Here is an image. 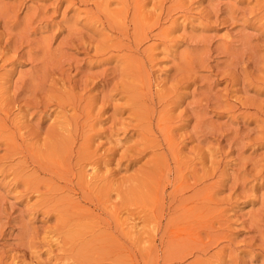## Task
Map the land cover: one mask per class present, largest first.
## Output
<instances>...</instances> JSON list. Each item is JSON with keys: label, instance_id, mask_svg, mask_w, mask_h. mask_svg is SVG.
<instances>
[{"label": "rangeland", "instance_id": "rangeland-1", "mask_svg": "<svg viewBox=\"0 0 264 264\" xmlns=\"http://www.w3.org/2000/svg\"><path fill=\"white\" fill-rule=\"evenodd\" d=\"M0 264H264V0H0Z\"/></svg>", "mask_w": 264, "mask_h": 264}]
</instances>
